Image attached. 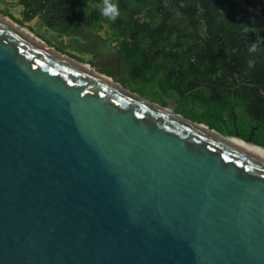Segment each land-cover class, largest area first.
<instances>
[{"label": "water", "instance_id": "95a60500", "mask_svg": "<svg viewBox=\"0 0 264 264\" xmlns=\"http://www.w3.org/2000/svg\"><path fill=\"white\" fill-rule=\"evenodd\" d=\"M235 131L0 12V264H264V158Z\"/></svg>", "mask_w": 264, "mask_h": 264}, {"label": "trees", "instance_id": "16d2710c", "mask_svg": "<svg viewBox=\"0 0 264 264\" xmlns=\"http://www.w3.org/2000/svg\"><path fill=\"white\" fill-rule=\"evenodd\" d=\"M246 1L264 9V0ZM19 3L23 20L40 16L78 43L93 34L102 40L97 31L108 28L120 45L127 76L119 80L125 87L165 107L163 97L180 99L193 121L226 137L237 130L241 140L250 138L264 149V18L242 11L233 0Z\"/></svg>", "mask_w": 264, "mask_h": 264}, {"label": "rangeland", "instance_id": "374dc122", "mask_svg": "<svg viewBox=\"0 0 264 264\" xmlns=\"http://www.w3.org/2000/svg\"><path fill=\"white\" fill-rule=\"evenodd\" d=\"M22 9L23 6L20 5L19 0H0V12L16 22H18L17 19L23 20L21 14ZM19 24H21L26 30L45 40L49 46L89 64L95 70L99 72H101L100 70L102 69L110 70V75L109 73L104 74L111 76L116 82H120V78L127 76L125 63L118 51L120 45L117 40L109 34L111 31L106 27L97 31V34H100L103 37L102 40L93 34L86 38L80 37V42L78 43L71 37L60 35L57 31L47 26L40 16H36L31 20H23V23ZM154 90H156V88H154ZM148 91L152 98H157V100L160 99V94L154 96L157 95L155 94V91H152V89H149ZM162 99L167 101V108L177 113L181 112L184 117L190 119V117H188L190 116L188 115L190 109L189 107L187 108L182 100L176 99L175 97H163ZM156 103L161 104L159 102Z\"/></svg>", "mask_w": 264, "mask_h": 264}, {"label": "built area", "instance_id": "2783aa9c", "mask_svg": "<svg viewBox=\"0 0 264 264\" xmlns=\"http://www.w3.org/2000/svg\"><path fill=\"white\" fill-rule=\"evenodd\" d=\"M236 4H238L239 8L247 12L250 15L264 18V9L262 6H252L246 0H233ZM264 97V92H263Z\"/></svg>", "mask_w": 264, "mask_h": 264}, {"label": "bare ground", "instance_id": "6f19581e", "mask_svg": "<svg viewBox=\"0 0 264 264\" xmlns=\"http://www.w3.org/2000/svg\"><path fill=\"white\" fill-rule=\"evenodd\" d=\"M236 144H238L239 146H241L242 148H245L246 150L254 153V154H257L258 156L260 157H263L264 158V151L259 149V148H256L254 146H251L245 142H241L240 140H233Z\"/></svg>", "mask_w": 264, "mask_h": 264}]
</instances>
